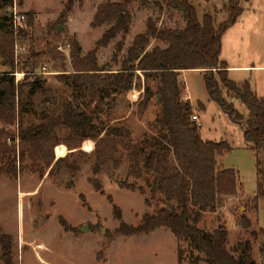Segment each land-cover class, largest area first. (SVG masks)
I'll return each instance as SVG.
<instances>
[{
    "label": "trees",
    "instance_id": "obj_1",
    "mask_svg": "<svg viewBox=\"0 0 264 264\" xmlns=\"http://www.w3.org/2000/svg\"><path fill=\"white\" fill-rule=\"evenodd\" d=\"M80 1L67 0L60 19L64 20L73 4ZM162 1L165 7L180 13L182 27H159L153 18H147L145 30L134 37L122 68L115 71L100 66L97 53L119 35L112 57L116 61L132 23L130 5H144L147 0L99 4L91 26L106 29L84 55L79 42L69 40L72 70L56 76V87L37 74L39 57L44 53H30L15 62L17 37L24 39L25 33L16 36L10 15H0V65L4 67L0 70V172L16 177L28 169L41 178L46 172L51 176L64 157L78 153L94 157L93 171L97 173L110 163L119 165L120 157H124L128 174L117 181L118 187L140 193L153 211L143 214L138 225H129L121 220L120 208L108 196L120 221L117 234H148L163 228L177 240L179 262L188 253L191 264H257L249 240L238 241L231 251L224 223L219 222L211 231L200 225L206 212H216L226 198L238 193L239 178L236 170L218 164V157L232 150L230 145L202 139L201 125L191 119L190 104L181 100L178 79L184 70H200L209 99L241 126L247 146L257 152L264 149V97L258 96L248 81L238 85L230 79L228 65L220 58L222 37L243 12L240 3L249 0H230L228 16L221 23L216 21V10L199 18L191 0ZM12 3L0 0V10ZM28 22L32 24L31 16ZM151 40L162 44L148 49ZM46 53L52 60L61 58L52 45L47 46ZM14 72L24 75L16 80ZM135 80H142L140 105L146 108L153 104L158 109L151 131L138 140L126 124L111 122L118 96L140 88ZM233 100L246 106V117L234 107ZM12 127H16V135ZM85 142L93 144L90 152L83 150ZM59 145L68 152L56 158ZM89 182L97 192L104 193L99 179L89 178ZM61 224L66 226L64 221ZM238 224L246 230L251 226L245 216ZM251 235L262 239L259 253L264 260V228L251 231ZM11 241L8 235L0 236L4 264H13Z\"/></svg>",
    "mask_w": 264,
    "mask_h": 264
},
{
    "label": "rangeland",
    "instance_id": "obj_2",
    "mask_svg": "<svg viewBox=\"0 0 264 264\" xmlns=\"http://www.w3.org/2000/svg\"><path fill=\"white\" fill-rule=\"evenodd\" d=\"M111 1L123 0H81L75 2L66 18L61 20L67 0H13L12 6L14 4L18 12L26 14L28 26L21 42L30 45L29 53L20 55V59L30 53H44L39 57V66L45 63L48 73L41 74L37 70V74L46 78L48 85L56 87V76L63 70H72L71 58L60 53L57 46L75 39L81 45V53L86 54L106 29L105 26H91L96 8ZM191 1L199 18L214 10L217 11V23L228 16L230 0H209V3ZM12 6L1 9L0 15H10ZM240 6L244 8L243 12L222 37L220 58L228 65L230 79L238 85L248 81L252 90L264 97V0H249L241 2ZM129 9L132 23L123 50L113 61L115 44L120 39L118 35L107 47L98 51L100 66L114 71L121 69L128 47L134 37L145 30L149 17L159 27L179 28L183 25L180 13L165 7L162 0H147L144 5L134 2ZM30 16L32 24L28 22ZM155 44L162 43L155 41L152 44L151 40L148 49ZM48 45L55 47L61 58L50 59L46 53ZM20 67H17L18 70ZM3 69L0 65V70ZM178 79L182 88L181 100L188 102L192 115L199 117L202 139L226 141L230 145L232 150L219 156L218 164L221 168L236 170L239 178L238 193L226 198L224 206L216 212H206L200 225L211 231L219 222L224 223L230 250L233 251L238 241L249 240L251 256L257 264H264L259 253L262 239L251 235V231L264 228V149L257 152L247 146L241 126L231 121L219 105L209 99L200 70L182 71ZM135 81L140 83V88L118 96L111 110V122L120 120L126 124L133 138L138 140L145 132L151 131L150 124L158 109L153 104L146 108L140 105L142 80ZM202 105L204 109H201ZM233 105L245 117L248 115L244 104L233 100ZM10 130L16 135V127ZM89 144L93 146L91 142L84 143L85 152H90L87 150ZM59 153L62 154L63 150L60 149ZM93 163L92 155L75 153L64 157L51 176L46 173L41 178L28 169L16 177L0 172V236L12 238V263L191 264L188 253L179 262L177 240L168 230L160 228L148 234L130 236L116 233L120 221L114 215L112 203L120 208L121 220L133 226L139 224L143 214L153 210L145 205L143 196L137 191L118 187L117 181L124 180L128 174L124 157H120L119 165L110 163L97 173L93 171ZM94 177L101 181L103 194L90 184L89 178ZM129 181L135 180L130 178ZM108 196L112 198V203ZM241 216L250 220L249 229H243L238 224ZM82 228L86 230L82 232ZM182 246L185 247L184 244ZM0 264H4L1 244ZM199 264L206 263L201 261Z\"/></svg>",
    "mask_w": 264,
    "mask_h": 264
},
{
    "label": "built area",
    "instance_id": "obj_3",
    "mask_svg": "<svg viewBox=\"0 0 264 264\" xmlns=\"http://www.w3.org/2000/svg\"><path fill=\"white\" fill-rule=\"evenodd\" d=\"M14 7V4L13 6ZM13 30L15 32V35L18 36L19 32L25 33V29H27V23H26V14L18 12L17 9L14 7L12 13L10 14ZM30 45H28L25 42H21V39L17 37V41L15 44V50H14V56H15V62L17 63L19 60L20 55L29 53ZM57 50L62 53L65 57L70 58V50L71 46L69 42L62 43L57 46ZM39 73L46 74L48 73L47 65L44 63L39 67ZM14 76L16 77V80L23 77L24 73L20 72H14ZM193 121H196L199 123V117L198 115L194 114L191 116ZM89 147V146H88Z\"/></svg>",
    "mask_w": 264,
    "mask_h": 264
},
{
    "label": "crops",
    "instance_id": "obj_4",
    "mask_svg": "<svg viewBox=\"0 0 264 264\" xmlns=\"http://www.w3.org/2000/svg\"><path fill=\"white\" fill-rule=\"evenodd\" d=\"M133 41V40H132ZM155 43V40H152V44H154ZM156 45V44H155ZM153 47V45H151L150 46V48H152ZM98 54V53H97ZM82 55H83V53H82ZM98 59V58H97ZM185 71V70H184ZM260 97H263V96H260ZM186 99H187V97H186ZM205 108V107H204ZM91 144H89V147L87 146V150L89 151L91 148H92V145L90 146ZM84 147V146H83ZM59 148H61L62 150H63V153L62 154H58V149ZM68 152V149L65 147V146H63V145H59V146H57L56 148H55V154H56V158H58V157H63L66 153ZM47 173V172H46ZM45 173V174H46Z\"/></svg>",
    "mask_w": 264,
    "mask_h": 264
},
{
    "label": "water",
    "instance_id": "obj_5",
    "mask_svg": "<svg viewBox=\"0 0 264 264\" xmlns=\"http://www.w3.org/2000/svg\"><path fill=\"white\" fill-rule=\"evenodd\" d=\"M58 30L60 31L61 28L59 27ZM159 98V97H158ZM86 230V228H82L81 231L84 232Z\"/></svg>",
    "mask_w": 264,
    "mask_h": 264
}]
</instances>
